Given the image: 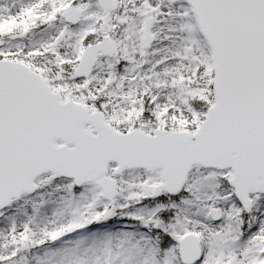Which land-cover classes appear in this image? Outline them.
I'll list each match as a JSON object with an SVG mask.
<instances>
[{
	"label": "snow or ice",
	"instance_id": "snow-or-ice-1",
	"mask_svg": "<svg viewBox=\"0 0 264 264\" xmlns=\"http://www.w3.org/2000/svg\"><path fill=\"white\" fill-rule=\"evenodd\" d=\"M0 264H264V0H0Z\"/></svg>",
	"mask_w": 264,
	"mask_h": 264
}]
</instances>
